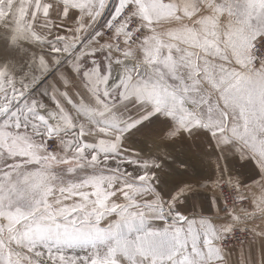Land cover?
<instances>
[{"label": "snow or ice", "instance_id": "obj_1", "mask_svg": "<svg viewBox=\"0 0 264 264\" xmlns=\"http://www.w3.org/2000/svg\"><path fill=\"white\" fill-rule=\"evenodd\" d=\"M0 21L60 83L49 108L37 77L0 70V264H228L237 230L264 238V0H0ZM196 134L217 153L212 219L178 209L207 183L157 173L189 168L167 146ZM228 155L258 170L251 211Z\"/></svg>", "mask_w": 264, "mask_h": 264}, {"label": "crops", "instance_id": "obj_2", "mask_svg": "<svg viewBox=\"0 0 264 264\" xmlns=\"http://www.w3.org/2000/svg\"><path fill=\"white\" fill-rule=\"evenodd\" d=\"M164 27L166 28V26ZM31 47L27 48V51L34 52V54L24 53L20 58L21 79H24L27 83L30 82L33 76L37 77L39 83L33 87L30 95L43 100L49 108H54L55 105L49 99V96L44 95V93L50 92L53 84L60 87V83L54 72H45L41 75L42 69L38 66V63H33L35 57L46 55L47 49L37 47V45H32ZM61 102L64 103L63 100ZM66 107L70 106L66 105ZM44 111L46 109L42 110V114ZM135 147L138 151L148 152L150 145H147L141 137H137ZM167 151L172 152L177 156V159L188 156H191L193 159L190 167L185 169L179 167L172 158L165 159L158 157L161 164V168L157 169L160 186H174L184 180L207 183L209 185L208 190L185 197L183 203L178 206V209L185 215L203 213L210 219L214 218L213 197H220L216 190L217 188L213 186V179L219 175V170L215 164L217 153L213 150L212 145L208 143L206 138L200 134H196L194 137L176 138L174 142L167 146ZM141 154L143 155V153ZM221 163L225 165L226 174L239 178L242 184H249V187L243 189L248 198L247 200H249L254 190L253 186L255 184L253 182L259 179L258 170L255 169L254 164L251 161H242L236 155H228L226 159L221 160ZM219 203L222 204V201L220 200ZM253 207L252 205L249 206V211ZM221 215L223 214L221 213ZM249 225L251 228H255L256 232L264 230V221L259 218L250 222ZM224 251L228 264H264V238L258 235H254L253 240L243 246L231 249L224 248Z\"/></svg>", "mask_w": 264, "mask_h": 264}, {"label": "rangeland", "instance_id": "obj_3", "mask_svg": "<svg viewBox=\"0 0 264 264\" xmlns=\"http://www.w3.org/2000/svg\"><path fill=\"white\" fill-rule=\"evenodd\" d=\"M18 2L19 0H14V4ZM42 2H44V0H42ZM58 30L61 32V34H64L63 29H58ZM12 35H13V32L11 28L8 25H4V22L0 21V70H4L6 68L9 75L15 78L17 82H19L21 80L20 58L22 55H24V53L34 54V52L27 51V48L28 49L32 48L31 46L32 45L35 46L36 44L30 41H20L16 44H13ZM69 35L71 34L69 33ZM19 49L21 50L20 52H19ZM253 189L254 190H253L251 198H249V200H246L247 201L246 204L248 208L249 206L252 205L251 200L254 197L258 198L261 195V191L259 187L254 185ZM68 203H71V201H68ZM253 238L250 239V242L253 240ZM234 247H237V246H234Z\"/></svg>", "mask_w": 264, "mask_h": 264}, {"label": "built area", "instance_id": "obj_4", "mask_svg": "<svg viewBox=\"0 0 264 264\" xmlns=\"http://www.w3.org/2000/svg\"><path fill=\"white\" fill-rule=\"evenodd\" d=\"M218 191V195L223 203V191L221 188L216 189ZM230 190L225 189V196L229 194ZM247 201H245V205ZM248 207V206H247ZM237 210H239V206H237ZM248 228L251 229V226L248 224ZM254 237L253 232L251 231H241L237 230L235 235L230 237L229 239L223 241V247L225 249H231L234 246H243L250 242V239Z\"/></svg>", "mask_w": 264, "mask_h": 264}]
</instances>
